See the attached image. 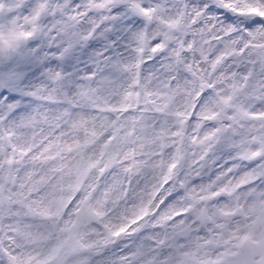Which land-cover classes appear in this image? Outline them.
<instances>
[{
	"label": "snow or ice",
	"instance_id": "snow-or-ice-1",
	"mask_svg": "<svg viewBox=\"0 0 264 264\" xmlns=\"http://www.w3.org/2000/svg\"><path fill=\"white\" fill-rule=\"evenodd\" d=\"M0 264H264V0H0Z\"/></svg>",
	"mask_w": 264,
	"mask_h": 264
}]
</instances>
